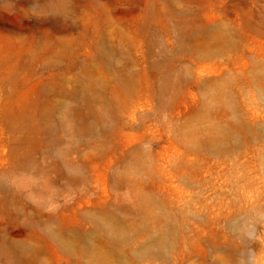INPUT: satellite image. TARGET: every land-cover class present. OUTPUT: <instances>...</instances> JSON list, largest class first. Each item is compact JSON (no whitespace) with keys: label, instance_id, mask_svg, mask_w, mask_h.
<instances>
[{"label":"rangeland","instance_id":"rangeland-1","mask_svg":"<svg viewBox=\"0 0 264 264\" xmlns=\"http://www.w3.org/2000/svg\"><path fill=\"white\" fill-rule=\"evenodd\" d=\"M7 242L264 264V0H0Z\"/></svg>","mask_w":264,"mask_h":264},{"label":"bare ground","instance_id":"bare-ground-1","mask_svg":"<svg viewBox=\"0 0 264 264\" xmlns=\"http://www.w3.org/2000/svg\"><path fill=\"white\" fill-rule=\"evenodd\" d=\"M65 5L63 4H52L47 7H49L50 11H53L57 8L63 9ZM6 253L8 256V261L10 262H16V257H14V253H18V261L21 264H34L36 262V251L33 249V247L30 244H26L24 242L15 243V242H7L5 245ZM214 264V263H213ZM216 264V263H215Z\"/></svg>","mask_w":264,"mask_h":264}]
</instances>
